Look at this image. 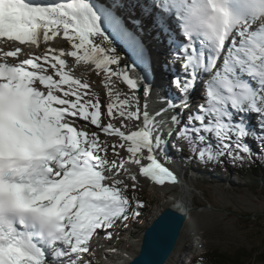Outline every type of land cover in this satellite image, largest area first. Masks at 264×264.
I'll use <instances>...</instances> for the list:
<instances>
[{"label":"snow or ice","instance_id":"6c2138e0","mask_svg":"<svg viewBox=\"0 0 264 264\" xmlns=\"http://www.w3.org/2000/svg\"><path fill=\"white\" fill-rule=\"evenodd\" d=\"M58 37L70 50L0 47V264H85L100 230L110 238L117 221L127 227L140 216L143 202L133 203L120 178L136 188L126 163L157 185L177 182L157 159L173 136L205 163L264 159V0H0L4 44L39 47ZM148 39L170 54L162 65L183 110L170 99L141 109L135 92L151 94ZM114 41L127 45L130 64ZM65 57L103 74L106 104ZM198 85L202 103L189 110Z\"/></svg>","mask_w":264,"mask_h":264},{"label":"rangeland","instance_id":"374dc122","mask_svg":"<svg viewBox=\"0 0 264 264\" xmlns=\"http://www.w3.org/2000/svg\"><path fill=\"white\" fill-rule=\"evenodd\" d=\"M121 47L127 49L125 45H121ZM9 48L11 50L15 47L9 46ZM21 48L23 49L22 46ZM120 51L118 50L117 54L122 53L120 55L123 57L121 62L130 59V53H127L128 50ZM24 53H26L25 50ZM24 58L26 56L21 54L20 59ZM8 62L16 63L11 58ZM69 68L73 70V75H76V77L80 78L85 74L82 69L76 70V67L70 65ZM100 77L104 78L102 75ZM81 79L91 84L97 79V76H83ZM136 95L139 94L136 93ZM87 130L96 131L97 129L94 126H89ZM100 134L101 141L108 142L111 140L109 137L105 138L103 133ZM247 143L253 145L255 142L248 140ZM117 151L120 152L121 157L127 156L123 149H117ZM171 151L174 154V157H172L175 162L174 167L179 170L176 172L180 180L189 188V195L193 198L194 207H199L189 214L183 247L178 248L171 257L172 264H192L194 260L204 264H214L218 255L228 256L235 254L240 249L248 250V252L255 249L264 250V184L254 187L253 182L248 177L229 173L221 167L208 168L206 166L203 169L200 165L193 166L187 159L182 160L183 156L177 147ZM108 157L119 159L113 157L111 148ZM126 165L132 167L136 173L134 165L130 166L127 163ZM121 179H123V176H121ZM125 182L129 185V188H132L133 182L131 180ZM135 183V189L145 193L151 202V211L144 216L129 221L127 225L128 227L135 226L137 232L143 233L149 220H151L153 212L166 209L178 202L181 188L177 183H166L161 186L150 180L144 182L141 179H137ZM116 225L123 226L121 221H117ZM110 231L111 234H117L118 229L112 228ZM131 237L132 235L129 232L124 236H119L118 239H126L124 240L125 243L121 245L124 249L126 243L132 240ZM187 246L194 248L191 250ZM123 248L121 251H124ZM105 250L107 251L106 248ZM192 253L194 257L191 259ZM83 259L85 264L90 260L86 255ZM104 261L106 264L109 263L106 258ZM252 263L264 264L254 260H252Z\"/></svg>","mask_w":264,"mask_h":264},{"label":"bare ground","instance_id":"6f19581e","mask_svg":"<svg viewBox=\"0 0 264 264\" xmlns=\"http://www.w3.org/2000/svg\"><path fill=\"white\" fill-rule=\"evenodd\" d=\"M48 2H54V0H48ZM103 2V0H102ZM101 38L100 37H96L95 41L96 43H100ZM114 44L118 50L122 51H127V49H123V47H121V45H125L127 46L123 41H114ZM148 44L151 47L153 56H152V62L149 66L148 69V82L151 84V94L148 95L147 97H145V94L143 97H140L139 95H135L139 97V102L141 105V109H143L145 103L147 104V108L149 112H153L155 110H158L160 107L163 106V102L165 99H170L173 100L175 104L178 105L179 110H183V106L180 103V99L178 97L177 94V90L176 88H174L172 85L169 84V69L165 66L162 65V62L167 59L169 57V53L165 47V45L160 44L157 41H153L151 39H148ZM51 46L53 48H64L65 50H70V45L69 43L63 39L62 37H58L53 41L48 42V45H46L43 41H41V44L39 47L37 46H31L28 47L26 45H21L19 44V42H12V43H8V44H4L2 41H0V47H3L5 50H9V46H13V47H23V50L26 51V53H34V54H39L42 53L45 48L47 46ZM129 51V50H128ZM127 53H130L128 52ZM117 54V53H116ZM117 55H122V53L117 54ZM65 59L68 61V66H73L76 70L77 69H82L85 71V74H83L84 77H90V76H97V79L94 80L93 83H91V91L98 94L101 100V104L104 105L106 103V101L108 100L107 96L105 95V89L103 87V81L104 78H101L100 76L103 74H99L97 75L96 72L93 70V66L90 64H84L81 63L80 65H76L75 60L73 58L70 57H65ZM129 59V58H128ZM130 60V59H129ZM113 68H116V66H112ZM175 68H172L171 71H175ZM76 76V75H75ZM83 76H81L80 78H83ZM114 80V87L116 90L120 91L121 93H127L129 95H131V91L126 87V85L116 79L113 78ZM196 92H194V95H192L190 104H191V108L189 110L195 109L196 105L198 103H202V99H201V86L198 87L196 90ZM102 111H104L103 107H102ZM187 112L184 113V115L186 116ZM103 121L105 123H107V117L104 116L102 117ZM252 122L253 124H255L256 122V118L252 117ZM82 121L78 122V124H82ZM114 123H117V125L119 124L118 121H114ZM137 122L133 121L129 124V127H132L134 124H136ZM97 131V130H96ZM99 135H101L100 133H98ZM105 138H108L109 136H104ZM111 140L108 141L109 144H112L114 142H117V138L115 137H109ZM179 148L178 147V143H177V139L173 136L171 139L168 140L167 142V146H166V152L165 153H160L159 151L157 152V159L164 164L166 167H168L171 171L174 172V174L178 177L179 182H181V186L179 188H181V194H180V199L178 200V202H176L174 206L176 208H178L179 210H189L191 209V212L194 210L192 208H194V203H193V198L189 195V188L186 186V184L184 182H182L179 178V175L176 171H179L178 169H176L174 167L175 162L174 159L172 157H174V154L172 153V149L173 148ZM184 160V159H182ZM142 163H147V160L142 161ZM134 165V164H133ZM126 168H128L131 172L135 173L132 167H129L127 165H125ZM137 169L136 173H137V179H141L142 181L146 182L147 180H149L148 178H145L143 176H140L138 174V166L134 165V169ZM176 169V170H175ZM123 176V175H122ZM121 178V177H120ZM123 179H125V181H128L130 179H127L125 176H123ZM164 209H161L160 211H156L152 213V217L151 220H149L147 227L149 224H151V222L154 220V218L163 211ZM123 224V222H122ZM113 228H117L118 232L117 234H111V237L109 238L106 234V232H103V230L99 231L98 235L94 236V239H91V242L89 244L90 247V252L88 254H86L87 258H89L92 262V264H105L104 263V259H108L109 262L108 264H127L133 256L137 255L139 253V247H140V242L142 241V234L143 233H139L136 231V227H125L124 224L123 226H117L116 224L113 226ZM130 233L132 235V240H129L126 245H125V249L121 246L123 243H125L124 240H126L125 238L121 240L118 239L119 236H124L126 233ZM186 232V226L185 228H183L181 236L179 238V241L176 244L175 247V252L178 248H182L183 247V241L185 238V233ZM121 246V249L123 248L124 251L120 252V251H109V249H112L114 247L117 246ZM188 248H190V246H187ZM106 248L108 251H105ZM194 248V247H193ZM193 248H190L191 250ZM197 248V246H196ZM174 255V254H173ZM172 255V256H173ZM116 259H120L122 261H116ZM170 263V259L168 260L167 264Z\"/></svg>","mask_w":264,"mask_h":264},{"label":"water","instance_id":"95a60500","mask_svg":"<svg viewBox=\"0 0 264 264\" xmlns=\"http://www.w3.org/2000/svg\"><path fill=\"white\" fill-rule=\"evenodd\" d=\"M125 63L130 64L131 60L121 62L122 65ZM136 93L140 96L144 95L143 90H137ZM189 214H191V209L179 210L174 206H169L159 213L151 224L145 227L139 253L133 256L127 264H167L175 252L176 244L186 226Z\"/></svg>","mask_w":264,"mask_h":264},{"label":"trees","instance_id":"16d2710c","mask_svg":"<svg viewBox=\"0 0 264 264\" xmlns=\"http://www.w3.org/2000/svg\"><path fill=\"white\" fill-rule=\"evenodd\" d=\"M177 143L180 154L183 156L182 159H187L193 166L200 165L203 169L206 166H208V168L221 167L229 173L248 177L253 182L254 187H259L261 184H264V159L262 158H256L251 162L245 161L241 163L239 160L233 161L227 156H224L219 162L212 161L205 163L196 159L183 141H178ZM251 146L255 150L257 148V142ZM126 194L132 199L133 203L137 199L143 202L144 206L139 209L140 216H144L151 211L150 207L152 204L145 193L137 189L133 190L132 188H128ZM252 260L264 263V250L255 249L248 252V250L240 249L235 254L233 253L228 256L218 255V257L215 258L214 264H253ZM193 264L204 263L194 260Z\"/></svg>","mask_w":264,"mask_h":264}]
</instances>
